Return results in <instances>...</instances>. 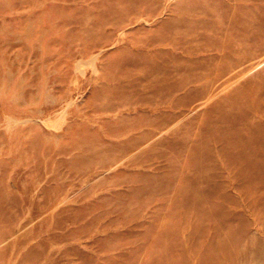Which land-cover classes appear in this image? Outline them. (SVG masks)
I'll use <instances>...</instances> for the list:
<instances>
[{
  "label": "rangeland",
  "instance_id": "obj_1",
  "mask_svg": "<svg viewBox=\"0 0 264 264\" xmlns=\"http://www.w3.org/2000/svg\"><path fill=\"white\" fill-rule=\"evenodd\" d=\"M0 264H264V0H0Z\"/></svg>",
  "mask_w": 264,
  "mask_h": 264
}]
</instances>
